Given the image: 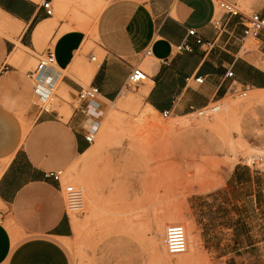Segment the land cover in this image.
I'll use <instances>...</instances> for the list:
<instances>
[{
	"label": "crops",
	"instance_id": "crops-1",
	"mask_svg": "<svg viewBox=\"0 0 264 264\" xmlns=\"http://www.w3.org/2000/svg\"><path fill=\"white\" fill-rule=\"evenodd\" d=\"M50 1L51 17L44 0H0V264H71L63 242L72 237L74 222L64 185L46 175L64 172L89 152L85 134L92 120L69 104L67 119L57 110H39L26 67L41 55L51 50L56 57L44 83L78 94L84 87L74 62L88 49L91 31L102 58L87 67L93 69L87 81L99 88L102 112L123 94L136 67L149 75L141 88L145 103L178 118L225 99L233 82L264 91V31L253 39L256 48L245 50L246 16L217 15L216 0ZM230 1L240 8L246 2L244 15L264 18V0ZM213 18L223 22L220 35ZM199 77L203 84L195 81Z\"/></svg>",
	"mask_w": 264,
	"mask_h": 264
},
{
	"label": "rangeland",
	"instance_id": "rangeland-1",
	"mask_svg": "<svg viewBox=\"0 0 264 264\" xmlns=\"http://www.w3.org/2000/svg\"><path fill=\"white\" fill-rule=\"evenodd\" d=\"M88 37L77 78L84 88L87 67L102 58ZM254 48L247 40L245 50ZM142 86L107 103L91 149L64 170V184L84 197L63 242L71 264H264V91L231 93L210 116L164 118L149 109ZM54 92V109L69 118L78 94L61 84ZM177 224L188 250L172 256L165 234Z\"/></svg>",
	"mask_w": 264,
	"mask_h": 264
},
{
	"label": "built area",
	"instance_id": "built-area-1",
	"mask_svg": "<svg viewBox=\"0 0 264 264\" xmlns=\"http://www.w3.org/2000/svg\"><path fill=\"white\" fill-rule=\"evenodd\" d=\"M217 7L220 12L228 16H246V24L244 25L243 39H257L260 34L264 31V18L261 17L259 13H252L250 15H244L243 10L230 0H216ZM43 8L46 10L48 16L54 15V8L50 0H44ZM212 25L218 31L219 35L224 31V25L221 18H213ZM189 36H196L195 30L189 31ZM197 43L199 45H204L201 38L197 37ZM213 44V43H212ZM212 44L208 43V46ZM146 56H151V51L146 52ZM92 62L97 61L96 56L91 57ZM56 67V57L55 53L49 50L46 54L41 55L38 58L37 64L33 70H31L27 77L35 82V104L41 112L53 113L55 111L54 106L56 105V100L59 96L54 92V85L49 84V80L44 83V75ZM227 77L233 78V72H228ZM149 80V75L142 68L136 67L128 76L127 87H139ZM198 84H203L204 79L199 77L195 80ZM246 92L241 89L236 82H233L230 94L238 93L239 96L245 97ZM100 97L99 88L96 86H88L82 88L78 93L75 109L82 115L90 118L92 120L91 125L88 126L85 134V141L92 145L95 142L96 136L99 131L101 124V119L103 118V113L96 106V102ZM224 100V99H223ZM223 100L214 101L208 106L194 110L193 114L199 117H206L218 113L215 111L217 107L223 108L221 103ZM218 109V108H217ZM216 109V110H217ZM164 118L171 117L170 112H163L161 114ZM255 162V161H253ZM47 178L53 179L59 184L64 185V198L66 202V209L68 214L70 212L74 213H84V197L81 190L75 188L73 185L64 184V172L55 171L47 173ZM3 222V213L0 211V224ZM165 246L167 252L172 255H181L185 253L187 249V237L186 231L181 225H171L167 227L165 234Z\"/></svg>",
	"mask_w": 264,
	"mask_h": 264
},
{
	"label": "bare ground",
	"instance_id": "bare-ground-1",
	"mask_svg": "<svg viewBox=\"0 0 264 264\" xmlns=\"http://www.w3.org/2000/svg\"><path fill=\"white\" fill-rule=\"evenodd\" d=\"M80 59L79 58H77L76 60H75V62H74V67H77V65L79 66L80 65ZM73 68V67H72ZM76 69V68H75ZM92 74H93V69H91V68H89V69H87L86 70V76L87 77H91L92 76ZM147 82V81H146ZM145 82V83H146ZM149 107V109L150 110H154L152 107H150V106H148ZM218 108V109H217ZM216 109H215V111L217 112V111H221L222 110V108H220V107H217ZM155 111V110H154ZM217 114V113H216ZM193 115V114H192ZM80 190V189H79ZM82 191V190H81ZM82 193H83V191H82ZM74 213V212H73ZM185 229V228H184ZM186 237H187V234H186ZM187 250H188V242H187V249H186V251H185V253L187 252ZM185 253H183V254H185ZM182 255V254H181Z\"/></svg>",
	"mask_w": 264,
	"mask_h": 264
}]
</instances>
